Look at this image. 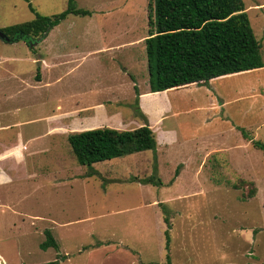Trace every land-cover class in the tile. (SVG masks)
I'll use <instances>...</instances> for the list:
<instances>
[{
	"label": "rangeland",
	"instance_id": "1",
	"mask_svg": "<svg viewBox=\"0 0 264 264\" xmlns=\"http://www.w3.org/2000/svg\"><path fill=\"white\" fill-rule=\"evenodd\" d=\"M67 2L68 0H32V5L42 14L53 15L63 11ZM75 2L79 8L91 13L68 15L52 29H56L53 34H58L57 39L62 37L64 41L71 43L70 48L78 46L85 52L117 42L122 46L128 45L117 51V58L124 56L125 59L133 58L137 62L142 59L141 67L146 68L143 70L149 77H138V84L141 88L144 86L149 89L151 74L144 39L151 33L149 4L154 0ZM244 2L254 26L259 29L264 25V0ZM34 16L35 13L26 0H0V28L30 20ZM254 26V32L262 43L260 33ZM43 41L32 49L23 41L7 42L0 38V145H5L10 140L14 129H19L21 135L26 137L45 132L51 126V122L46 121L49 109L59 101L67 108L74 107L71 94L75 90L69 93L67 81L57 82L52 79L50 85L42 87L9 79L22 77L26 81L35 82L38 73H41V77L44 73L47 76L55 73L54 66L43 68L42 62L38 61L45 43ZM95 57L99 60L86 58L75 71L77 75L91 72L101 76L99 79L90 77L92 98L85 101L97 102L105 96L113 98L118 93L113 95L111 91L114 87L119 89V96L128 97L131 93L129 83L113 82L114 77L109 76L117 70L112 63L100 56ZM76 78L78 81L72 87L74 85L77 87L76 91H79L85 86V81H81V77ZM139 79H144L146 84L139 82ZM106 87L111 88L109 93H101ZM212 87L216 90V84ZM204 91L205 88L197 85L172 90L170 98L174 112L179 113L167 119L165 124L174 128L179 135H188L193 139L194 142L182 143V147L186 149L194 143L202 152L216 148L234 151L228 154L212 152L204 162L191 165L188 170L198 172L196 188L192 189L194 185L190 182L193 178L187 173L183 175L177 188L181 192L189 190L188 193L171 200L167 195H175L172 187L162 186V197H158L160 193L154 191L158 194L157 202L167 200L169 203L160 210L163 224L160 217L154 216V208L141 204L147 198L144 193L148 190L139 189L135 181L136 177H146L153 172L148 169L155 162L151 157L155 153L153 150L136 151L138 158L128 153L129 155L96 162L94 170L81 166L80 173L87 172L91 180L84 184L78 182L75 192L69 193L64 189L56 191L52 187H46L44 191L33 189L36 186L40 188L42 181L50 182L51 178L45 176L41 180H31L27 172L31 165H17L12 160H5L12 157V149L9 145L0 148V153L5 149V156L8 155L0 159V264L2 261L4 264H42L60 260L64 256L66 258V253L72 255L71 264H131L125 260L117 263L116 255L110 260L100 257L98 253L88 256V250L93 244L102 239H116L118 236H125L132 254L136 255L134 251L140 252L141 264H150V261L158 264L160 260L161 264H167L168 254L172 264H264V151L252 143L247 145L248 149L242 146L244 142L239 131L228 130L225 137L216 136V127L220 125L216 124L214 111L195 108L197 105L207 106L210 99L216 97L214 91L211 90L213 96ZM130 106L132 112L136 113L134 105ZM128 110L124 112V118L131 117ZM250 119L246 118L244 122ZM101 120H107L104 121V126H120L118 116L110 118L108 114L102 113ZM45 134L47 135V131ZM252 134L264 142V125ZM55 136L57 135L46 137L54 138L55 143L59 142L56 147H47V138L43 137L29 144L28 151L46 146L48 150L43 153L46 157L54 148L66 154L71 165L77 166L66 137ZM175 147H179V144ZM183 153L184 151L180 155ZM144 154L147 158L142 157ZM176 158L177 155L173 152L170 156L171 163ZM183 168L184 165L180 164V171ZM5 173L11 175L13 181L9 178L5 180ZM166 175V171L162 170L163 179L167 178ZM173 175L174 171H171L166 180H171ZM166 190L171 192L167 193ZM12 205L15 207H11ZM16 210L31 214L34 219L22 216L21 220L15 221L19 217L15 214ZM166 217L171 221L169 243L165 233ZM60 222L63 224L60 225ZM45 229L52 231L60 245L59 250L53 247L43 249L40 246L46 239ZM107 234L110 235L106 236ZM122 246L125 247L123 244ZM59 254L62 256L58 258ZM131 257L133 259V255Z\"/></svg>",
	"mask_w": 264,
	"mask_h": 264
},
{
	"label": "crops",
	"instance_id": "2",
	"mask_svg": "<svg viewBox=\"0 0 264 264\" xmlns=\"http://www.w3.org/2000/svg\"><path fill=\"white\" fill-rule=\"evenodd\" d=\"M36 11L38 10L36 9ZM251 24H253L252 20H251ZM255 29L259 31L258 32L260 33L259 37L262 40L261 43V41L259 40V38L255 33L261 45L260 52L263 62V65L261 67L221 75L205 83L190 85V86L197 85L200 86L201 88L202 87L205 88L204 93H206L207 95L208 94L212 95L213 94L212 91L215 92L216 97H214L213 99L211 98L207 106L199 107L197 105L195 106V108H205L214 111L213 117L216 115V124L220 125L216 127V136L225 137V134L227 133L228 130L241 132L244 142L242 146H244L246 149H248L247 148L248 144L252 143L254 145L253 140H259L256 138L255 135L252 134L253 131L257 132L258 130L262 129V126L264 125V25L261 26L259 29L255 27ZM55 30L56 29L50 31L46 36V38H44V41L42 40L45 43H43V49L40 51L41 54H39L40 56L38 57V61L42 62L43 68L54 66L53 68L55 69V73L52 76H47L44 73L42 77H41V73H38L35 82L31 80L26 81L22 77H10L9 79H17L22 84H24L25 82V83H30L31 85L34 86L41 85L42 87L50 85L52 83L51 81L52 79L53 81H57V82L67 81L66 87L69 93H72L75 90L71 94V97L74 98L73 99L74 107L67 108L62 104V102L59 101L55 106L49 109L50 112L47 115L46 121H50L51 126L46 130L47 135L56 134L57 136L55 137H66V139L68 140V137L71 133L108 127V126H104V123L107 122V120L106 121L101 120L102 113L108 114L110 118L113 117L117 118L118 116V118L120 119V124H119L120 126L114 129L130 131L144 125H149V127L154 131L157 142V149L156 152L153 155H151L152 159L156 161V164L153 163V167L151 168L150 166V168L148 169H150L151 172L153 170V172L150 175H152L154 172H157L158 177L162 181V184L154 185L151 183L142 182L141 179H144L148 176L136 177L135 181L139 189L143 188L145 190H148L146 193H144L147 196V198H145L144 201L141 202V204H144L145 207L151 206V208H154V210L156 211L154 212V216H157L158 218L160 217V219L162 220V215L160 210L163 207L167 206L169 203L167 202V200L166 201L161 200L157 202L156 198L158 194H155L154 191L160 193L158 197H162L161 187L162 186L172 187L174 189L175 195L172 196L167 195L171 197V200L178 198L180 194L188 193L189 190L181 192L177 188L180 185V182L182 181L183 175L184 174L186 175V173L192 176L193 178V180H191L190 182L192 183V185H194V188L192 189L196 188L195 185L198 182L196 181V179L198 178V172L193 169L189 171L188 169L191 165L194 166V163L196 162L199 163V161L204 162L206 156L212 152H216V154L217 153L228 154L230 152H233L234 150L226 149V148H216V149H210L207 152H202L198 150L197 147L194 146V143L192 144V147L186 149L182 147L183 146L182 143L193 141V139L191 140V137L188 135L185 136L179 135V133L174 128L169 127L165 124L167 119L179 113L178 111L174 112V107H173L174 105L172 104V100L170 98V92L172 90H180L190 86L179 89H167L158 92L151 91V87H149V89L144 88V86L143 88H141V86L138 84V77H149V74L145 73L143 70L146 68L144 66L143 68L141 67L142 59L137 62L133 58L125 59L123 55H122L123 57L119 59L117 58L119 52L118 50L128 45L122 46L121 44H117L118 43L117 42V43L108 44V46H105L100 49H88V51L85 52L82 51V49L78 48V46H73L70 48L69 45L71 43L64 41L62 37L57 39L58 34L57 33L56 35L53 34ZM149 35L147 37H149ZM146 38L144 39L145 43H146L145 41ZM42 41L40 43H42ZM95 56H100V58H104L107 62L112 63L113 67L117 70L115 73L112 74V76L111 75L109 76V77H114L113 82L121 83L123 81H127L129 83L131 93L129 94L128 97H124L122 95L119 96L118 95L119 89L114 87L112 88L111 92H113V95H115L116 92L118 93L117 96L109 95V96H113V98L112 97L109 98L105 96L106 98L104 97V99H101L100 101L97 102L85 101L89 98H92L91 96L92 86L89 85V81H91L90 77L98 78L101 76L98 74H92L91 72H85L83 75H77L75 71L77 66L83 64V61L86 58L89 57L96 58ZM119 60L121 62H119ZM47 77H51V79H47ZM76 77H81V81L82 80L83 82L85 81V86L81 88L79 91H76L77 87H75L74 85L72 87V84H75V82L78 81ZM106 77H108V75H106ZM71 81L72 83H70ZM140 81L143 82L145 80L139 79V82ZM143 83L146 84V82ZM213 84L214 85L216 84V90L213 89L212 87ZM110 89L111 88L106 87L102 89L100 92L109 93L108 91ZM124 102L127 105L124 104ZM242 102H245L247 104L244 105L242 104ZM119 103H123V105H119ZM132 104L136 109V113L132 112L131 110L132 107L130 105ZM137 106L139 107L140 110L136 108ZM127 109H129L128 111L130 112V114H132L130 118H124V112L127 111ZM238 115H240V117ZM246 118H251V119L248 120L247 122H244ZM253 127H255V129L252 131ZM109 128H113V127H109ZM242 130H246L252 139L246 138ZM45 132H42L40 134L39 133L35 134L33 137L30 136L26 137L21 135L19 129L18 130L14 129V133L10 137V140H8L5 145L4 144L0 145V148L4 146L8 147L9 145V148L12 149V157L6 158L5 160L7 159L12 160V162L16 163L17 165H21L25 163L28 164L29 166L31 165V168H28L27 170V172H29L28 176L31 180H41L45 176L51 178L50 182L45 180H44L45 182L42 181L41 187L39 188L38 186H36L33 188L35 190L44 191L46 187L47 188L52 187L56 189V191H60V189H64V191L69 193L71 191L75 192L78 182L84 184L85 181H89L91 180V178L87 176L88 174L87 172L80 173L81 172L80 168L81 166L84 165H81L78 162L75 154L73 155V157L75 162L77 163V166L75 164L71 165L70 159H68V157L66 158V154L59 152V150L56 151L54 148L45 157L43 153L47 149L46 146L56 147L59 144V142L55 143L54 138L52 139L47 138ZM43 137L47 138L48 144L46 146H42L40 149H37L36 151H28L29 144ZM10 144L13 148H11ZM176 144H179V147L176 148L175 147ZM4 150L5 149L1 150L3 152L0 153V159L2 157L4 158L8 156V155L5 156ZM183 151L184 153L180 155ZM173 152L176 153L177 158L174 161V163H171L170 156ZM247 154L248 153L246 152L245 156H247ZM131 155L134 156V158L139 157V155L136 152L131 153ZM142 157L147 158L146 154H144ZM198 163H196L195 165H197ZM180 164L184 165L182 171H180ZM92 166L94 168V164ZM45 167H48V169H45ZM162 170L166 171L167 178L168 176H170V172L174 171L173 178L169 181L166 180L167 178L163 179ZM3 178H5V180H7L6 178H9L12 179L13 181L12 176L11 175L9 176V174L7 173H5V177ZM145 184H151L157 186L158 188L152 186H146ZM166 191H168L167 193L171 192L170 190H166ZM13 206L15 207V205H12L11 207ZM15 214L19 215L18 219L15 221L21 220L23 218L22 216H26L27 218L34 219L33 215L23 214L21 211L16 210ZM164 222L166 223L165 220ZM61 224L63 223L60 222V225ZM162 224H163V220H162ZM166 225H167V229L165 230V233L167 230H169V235H170L171 229L168 228L167 223ZM108 235L110 234H107L106 236ZM126 242L127 240L125 236L123 237L118 236V238L116 239L111 238L107 241L105 239H102L100 240L99 243H95L91 246V249L88 250L89 253L88 256L90 254L93 255L98 253L100 257L103 256L104 258L110 260V258H113V255L114 256L116 255L118 257V260H116L117 263H123L125 260L127 263L131 262V264H141L139 261L140 252L138 251L136 252L132 250L136 253V255L132 254L129 245ZM122 244L125 247H123ZM68 254L66 253L68 257L66 258L62 257L59 260V264H71L70 259L72 255H70V253ZM131 254L133 255V259L131 257L132 256ZM167 258L170 259V254L167 255ZM2 259L3 258L1 257V261ZM61 260L65 262H61ZM161 263L162 260L158 262V264ZM2 264H4L3 261ZM150 264H157V262L150 261Z\"/></svg>",
	"mask_w": 264,
	"mask_h": 264
},
{
	"label": "trees",
	"instance_id": "3",
	"mask_svg": "<svg viewBox=\"0 0 264 264\" xmlns=\"http://www.w3.org/2000/svg\"><path fill=\"white\" fill-rule=\"evenodd\" d=\"M26 1L35 17L6 26L3 30L10 36L11 42L23 41L32 49L68 15L91 13L79 8L75 0H68L63 11L45 15L36 11L31 0ZM149 8L151 33L145 41L151 91L205 83L221 75L263 65L261 45L244 0H154ZM136 108L140 110L138 106ZM242 131L246 138L252 139L246 130ZM68 140L78 162L91 169L99 161L136 151L156 152L157 149L155 134L149 125L130 131L109 127L90 129L71 133ZM253 143L264 151V142L253 140ZM141 180L154 185L162 184L157 172ZM165 221L170 228L169 218L166 217ZM45 235L46 239L40 246L59 250L60 245L52 231L46 229ZM166 237L169 243V230ZM61 256L59 254L58 258ZM42 264H59V260ZM167 264H171L170 259Z\"/></svg>",
	"mask_w": 264,
	"mask_h": 264
},
{
	"label": "water",
	"instance_id": "4",
	"mask_svg": "<svg viewBox=\"0 0 264 264\" xmlns=\"http://www.w3.org/2000/svg\"><path fill=\"white\" fill-rule=\"evenodd\" d=\"M0 38L5 40V41H7V42H11L12 41L10 36L1 28H0Z\"/></svg>",
	"mask_w": 264,
	"mask_h": 264
}]
</instances>
